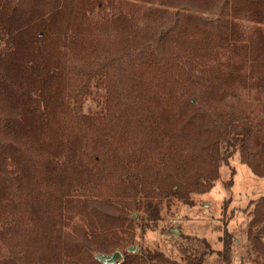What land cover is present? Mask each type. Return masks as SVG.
Returning <instances> with one entry per match:
<instances>
[{"label":"trees","instance_id":"1","mask_svg":"<svg viewBox=\"0 0 264 264\" xmlns=\"http://www.w3.org/2000/svg\"><path fill=\"white\" fill-rule=\"evenodd\" d=\"M135 1L109 15L103 0H0V264H102L97 255L116 250L120 264H171L161 251L125 247L135 238V194L146 195L157 223L164 203L211 190L236 152L264 176L255 126L235 110L201 114L197 104L200 90L222 100L256 73L264 87V32L251 37L250 56L262 62L241 75L210 63L239 24L179 11L216 0H162L177 9L170 15ZM232 11L261 15L264 0H237ZM141 19H167V28L149 34ZM93 84L104 94L88 114ZM253 204L249 252L264 264V195ZM221 241L217 253L231 264L227 227Z\"/></svg>","mask_w":264,"mask_h":264},{"label":"rangeland","instance_id":"2","mask_svg":"<svg viewBox=\"0 0 264 264\" xmlns=\"http://www.w3.org/2000/svg\"><path fill=\"white\" fill-rule=\"evenodd\" d=\"M120 1L103 0L106 13L117 14L118 5L121 7ZM236 1L216 0V3L209 8H190L179 11L183 14H193L202 18L204 22L218 19L236 21L239 24L238 38L225 44L210 63L223 66L224 69L226 66H233L239 74L247 75L255 67L254 64L263 60L262 58L256 60L250 54L257 45L253 40L251 43V37L256 36L257 30L264 32V11H261V15L254 11L247 15H234L232 7ZM135 2L139 4L142 11L160 8L168 10V13L163 15H170L177 10L170 5H164L162 0H136ZM165 21L141 19L139 25L147 28L149 34H152L159 27L167 28V19ZM163 41V48L167 55V38ZM252 45L254 48L251 50ZM156 50L159 52L157 47ZM261 71H264V67ZM259 80V75L256 73L246 84L238 83L235 94H229L222 100H216L214 95L200 90L197 102L201 114L210 115L215 112L235 110L245 116L255 126L257 139L259 143L261 141L260 145L254 143V151L264 149V87L258 84ZM94 92L95 97H87L84 105L85 113L95 114L101 109L104 90L94 85ZM257 162L264 170V160L260 157ZM218 173L220 178L213 188L205 193H192L190 203L177 200L170 204L164 203L157 223H153L147 217L144 207L146 195L142 192L135 194L132 199L137 201L135 204L137 207L131 211L132 214L137 215L135 238L128 239L125 247L137 246V251L141 252L161 251L172 262L171 264H187L203 252L206 253L204 264H226L217 251L223 246L221 237L227 227L236 239L231 264L261 263L262 256L249 252L251 243L248 231L254 214L253 202L264 195V176L254 174L251 168L243 163L239 152L234 153L228 163H223ZM76 219L74 222H80L79 217ZM120 234L127 238V234L123 232ZM151 264L167 263L154 261Z\"/></svg>","mask_w":264,"mask_h":264},{"label":"water","instance_id":"3","mask_svg":"<svg viewBox=\"0 0 264 264\" xmlns=\"http://www.w3.org/2000/svg\"><path fill=\"white\" fill-rule=\"evenodd\" d=\"M136 213L133 217L136 219ZM128 252L135 253L137 252V246L129 247ZM124 258V253L121 250H116L113 253H99L97 255V260L100 261L102 264H120Z\"/></svg>","mask_w":264,"mask_h":264}]
</instances>
